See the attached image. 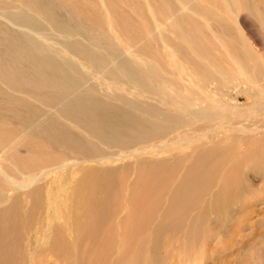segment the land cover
Wrapping results in <instances>:
<instances>
[{"label": "bare ground", "instance_id": "obj_1", "mask_svg": "<svg viewBox=\"0 0 264 264\" xmlns=\"http://www.w3.org/2000/svg\"><path fill=\"white\" fill-rule=\"evenodd\" d=\"M251 170L264 0H0V264H256Z\"/></svg>", "mask_w": 264, "mask_h": 264}, {"label": "rangeland", "instance_id": "obj_2", "mask_svg": "<svg viewBox=\"0 0 264 264\" xmlns=\"http://www.w3.org/2000/svg\"><path fill=\"white\" fill-rule=\"evenodd\" d=\"M242 16H243V18L245 17L243 20H245L247 22V23L245 22V25H248L247 27L245 26V29H244L245 33L247 32L246 33L247 36H254L255 35L253 37V40H254V38L255 39L259 38V39L263 40V33L261 31L260 26L258 25V22H256L255 19L249 17L247 14H243ZM249 172L251 174V175H249V178L251 177L250 179H253L255 182H259V183H262V181H264V173H262V171L257 172L255 170H251ZM259 194L261 197L264 198V188H263V190H261L259 192ZM255 209L257 210L254 213L255 217L261 218L262 216H264V199L259 201L256 204ZM208 218H209V220H211L212 214L209 215ZM198 224L199 223H197V226H199ZM193 225H196V223L195 224L193 223ZM170 231L167 230L166 231L167 233L165 232L164 234L167 237V239H169L171 242L168 244H162V245L156 246V247H150L148 250L145 251V255L148 254L147 256L152 258V261H150L148 263H141V264H170L171 260L173 258H175V256H177V254H180V255L182 254V256H185V255L188 256L189 255L190 257H187V258L190 259L189 260L190 263L187 261L188 264H214V259H213L214 255H213V253H211L213 251V244L211 243V240H212L211 234L206 236V232H203V234H201V235L193 233L194 236L195 235L197 237L199 236V238H197L195 241L196 237L195 238L190 237L193 235V234H191L190 236H188V238L190 237L191 239L189 238L190 239L189 240L187 238V241L185 243V249L179 250L178 248H175V244L173 245L175 238L179 237L178 233H176L174 235L173 231L172 232H170ZM210 243H211V245H210ZM262 263L264 264V261L262 259L256 260V264H262ZM126 264H134V262L133 263L128 262Z\"/></svg>", "mask_w": 264, "mask_h": 264}]
</instances>
